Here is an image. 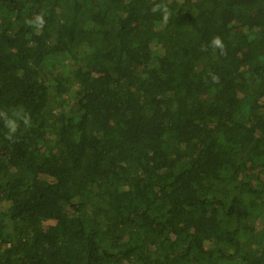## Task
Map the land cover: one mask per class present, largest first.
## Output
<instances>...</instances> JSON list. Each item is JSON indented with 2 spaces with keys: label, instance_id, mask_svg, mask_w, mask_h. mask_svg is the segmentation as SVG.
I'll list each match as a JSON object with an SVG mask.
<instances>
[{
  "label": "trees",
  "instance_id": "obj_1",
  "mask_svg": "<svg viewBox=\"0 0 264 264\" xmlns=\"http://www.w3.org/2000/svg\"><path fill=\"white\" fill-rule=\"evenodd\" d=\"M0 264H264V0H0Z\"/></svg>",
  "mask_w": 264,
  "mask_h": 264
},
{
  "label": "clouds",
  "instance_id": "obj_2",
  "mask_svg": "<svg viewBox=\"0 0 264 264\" xmlns=\"http://www.w3.org/2000/svg\"><path fill=\"white\" fill-rule=\"evenodd\" d=\"M25 22L34 26L36 29L42 28L45 21L43 13H35L31 17H26ZM216 46L222 47L221 41L219 38H216L212 41ZM4 125L6 128L5 136L9 139L13 138L18 131V125L22 121L25 126L31 123L30 114L22 108H14L11 113L4 112L2 113Z\"/></svg>",
  "mask_w": 264,
  "mask_h": 264
}]
</instances>
